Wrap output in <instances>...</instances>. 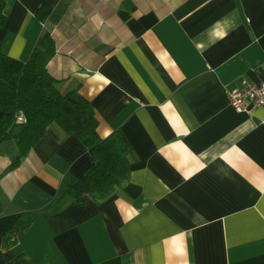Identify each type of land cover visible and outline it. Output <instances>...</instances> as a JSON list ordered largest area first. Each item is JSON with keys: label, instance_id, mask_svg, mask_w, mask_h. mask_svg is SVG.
I'll use <instances>...</instances> for the list:
<instances>
[{"label": "crops", "instance_id": "0c3cea01", "mask_svg": "<svg viewBox=\"0 0 264 264\" xmlns=\"http://www.w3.org/2000/svg\"><path fill=\"white\" fill-rule=\"evenodd\" d=\"M4 1L0 50L45 55L49 33L48 71L101 137H127L130 180L98 203L62 196L92 158L55 122L11 170L1 143L0 264H264V105L228 101L264 81V0Z\"/></svg>", "mask_w": 264, "mask_h": 264}, {"label": "trees", "instance_id": "16d2710c", "mask_svg": "<svg viewBox=\"0 0 264 264\" xmlns=\"http://www.w3.org/2000/svg\"><path fill=\"white\" fill-rule=\"evenodd\" d=\"M5 1L0 0V26L5 23ZM51 7L42 4L36 15L46 18ZM48 48L45 55L33 51L26 60L0 50V144L14 143L17 154L7 170L16 168L40 141L48 125L57 123L66 134H75L87 147L92 163L77 178H69L62 196L84 201V196L98 203L116 187L130 180L127 158L130 143L116 129L106 137L98 134V119L92 103L78 88L61 91L59 80L47 68L54 54V41L45 34ZM21 114L22 119H18ZM34 216H20L3 237V245L15 242L17 231L27 228Z\"/></svg>", "mask_w": 264, "mask_h": 264}, {"label": "built area", "instance_id": "2783aa9c", "mask_svg": "<svg viewBox=\"0 0 264 264\" xmlns=\"http://www.w3.org/2000/svg\"><path fill=\"white\" fill-rule=\"evenodd\" d=\"M228 101L235 111L251 114L264 105V81L241 79L239 86L228 90ZM18 119H22L21 114H18Z\"/></svg>", "mask_w": 264, "mask_h": 264}]
</instances>
